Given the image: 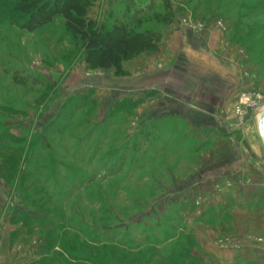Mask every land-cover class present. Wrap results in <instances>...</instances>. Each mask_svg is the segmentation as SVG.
<instances>
[{"label":"rangeland","instance_id":"obj_1","mask_svg":"<svg viewBox=\"0 0 264 264\" xmlns=\"http://www.w3.org/2000/svg\"><path fill=\"white\" fill-rule=\"evenodd\" d=\"M88 1L98 23L159 30L157 48L121 75L90 69L62 18L26 32L0 0V178L23 240L49 264H264V143L257 111L235 114L243 93L264 104V0H169V25L159 0ZM172 25L182 55L143 60ZM160 84L181 118L144 125Z\"/></svg>","mask_w":264,"mask_h":264},{"label":"trees","instance_id":"obj_2","mask_svg":"<svg viewBox=\"0 0 264 264\" xmlns=\"http://www.w3.org/2000/svg\"><path fill=\"white\" fill-rule=\"evenodd\" d=\"M166 14H154L155 21L169 25L173 20L169 0H159ZM88 0H14V10L23 19L20 28L32 32L56 18L81 43L84 62L90 69H114L121 75L122 64L146 51L155 50L162 38L159 30H136L130 22L115 19L111 25L98 23L87 16ZM131 22V20H129Z\"/></svg>","mask_w":264,"mask_h":264},{"label":"crops","instance_id":"obj_3","mask_svg":"<svg viewBox=\"0 0 264 264\" xmlns=\"http://www.w3.org/2000/svg\"><path fill=\"white\" fill-rule=\"evenodd\" d=\"M98 1V0H97ZM98 10H95V12L93 11V13H89V17H91L92 19H99L98 17H101L100 12H97ZM204 36H206V33H202ZM214 34H211V36H213ZM187 37L185 36V32L182 29H177L176 26L172 25L167 32L164 34V37L161 41V43L159 44V49L155 54H145L143 55V60H147L149 61V58H156V61L159 60V58L163 57H168V60L171 61H177L176 56H178L179 54H181V52L183 51V47H184V43H185V39ZM189 38V37H188ZM211 42V40H210ZM215 44V43H214ZM217 46H213L211 45V43H209L208 49H211L213 51H215V49L217 50V53H219L221 55V51H222V47L223 45L219 43ZM193 46L191 45L189 48L191 49ZM207 51V50H206ZM150 55V56H149ZM182 55V54H181ZM167 60V61H168ZM147 67V66H146ZM176 71V70H175ZM189 79V78H188ZM152 89V87H145V89L143 90V99L145 98V100L143 101V111H148L152 110L154 112H159L160 116H156L155 118H147L144 121V125H149L150 123H158V122H164L167 120H172L173 125L174 124H178L176 122V120L180 119L181 116L177 114L176 110L178 109L177 105H179L181 103V101H179L178 103H175L172 105V113H170V108L169 105L172 104L171 102H174V95L176 94L174 92V90H168L167 88H165L164 85H159V89L154 90L157 92L155 93V96H157V101L155 102V104H150L149 101L147 100L148 98H151L148 95L150 90ZM93 90L98 91L99 89L96 87H93ZM115 93L114 94V99L109 101L107 104V110H111L113 103H117L119 101H121V99H116L121 97L120 93H116V90H113ZM145 94V95H144ZM171 98V99H170ZM119 100V101H117ZM150 104V106H149ZM110 106V107H109ZM184 109V111L186 112L187 109L186 108H182ZM221 111V109L219 110V112ZM218 112L216 109L213 111ZM222 112H223V108H222ZM222 123V122H220ZM219 123V124H220ZM221 125V124H220ZM166 128L162 127V133L165 134V136L167 137H172L173 133L169 132V130H165ZM210 131L205 134V137L203 138V140L207 143V144H211V141L213 140L212 134L211 132V128H209ZM168 132V133H167ZM172 139H169L168 141H166L165 143L167 144V149H171L173 146L174 141H171ZM259 140L257 139V144H259V148H260V143L258 142ZM263 145V144H262ZM264 146V145H263ZM261 149L262 146H261ZM264 151V150H263ZM264 153V152H263ZM173 155V157H175L174 154H171V156ZM160 156V155H159ZM159 156H156L157 159L159 158ZM144 159V158H143ZM148 158H146L147 160ZM172 167V166H171ZM169 166H167L166 170L168 175L172 178L173 176H176L173 172V168H171ZM0 175H2V173H0ZM2 177V176H0ZM5 181V182H4ZM6 180L1 179L0 178V264H49L50 262H46V260L41 259L46 255H43L40 257L39 253V247L42 246L44 244L40 242L39 244H37V241L35 240L36 238H31L27 241L23 240L27 237H31L30 235H27L25 233V235H22L23 233H21V231L26 230V227H22L20 223H17L19 218H21V214L19 212H13L16 206V201L17 199L14 198V196L8 197L7 195V189H6ZM163 186V185H162ZM162 188H165L164 186ZM10 193V192H9ZM28 233H31L32 231L28 230ZM32 234V233H31ZM34 234V233H33ZM32 234V235H33ZM40 245V246H39ZM39 246V247H38ZM45 258V257H44Z\"/></svg>","mask_w":264,"mask_h":264},{"label":"built area","instance_id":"obj_4","mask_svg":"<svg viewBox=\"0 0 264 264\" xmlns=\"http://www.w3.org/2000/svg\"><path fill=\"white\" fill-rule=\"evenodd\" d=\"M218 24L219 26L221 25L220 22H218ZM259 99L260 95L256 91H254L250 96H247L245 93L241 94L240 101L235 107V114H237L240 119H243L248 116L250 111L256 110L258 119L260 113L264 109V104L261 106L258 105Z\"/></svg>","mask_w":264,"mask_h":264},{"label":"water","instance_id":"obj_5","mask_svg":"<svg viewBox=\"0 0 264 264\" xmlns=\"http://www.w3.org/2000/svg\"><path fill=\"white\" fill-rule=\"evenodd\" d=\"M258 130H259V134L261 136V139L264 143V109L260 113V116L258 119Z\"/></svg>","mask_w":264,"mask_h":264},{"label":"bare ground","instance_id":"obj_6","mask_svg":"<svg viewBox=\"0 0 264 264\" xmlns=\"http://www.w3.org/2000/svg\"><path fill=\"white\" fill-rule=\"evenodd\" d=\"M258 119H259V117H258ZM258 119H257V120H258Z\"/></svg>","mask_w":264,"mask_h":264}]
</instances>
